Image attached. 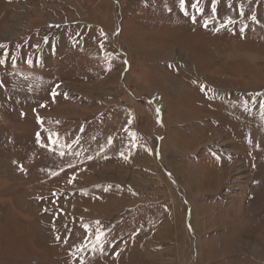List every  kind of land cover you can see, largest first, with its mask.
<instances>
[{
  "label": "rangeland",
  "instance_id": "rangeland-1",
  "mask_svg": "<svg viewBox=\"0 0 264 264\" xmlns=\"http://www.w3.org/2000/svg\"><path fill=\"white\" fill-rule=\"evenodd\" d=\"M0 264H264V0H0Z\"/></svg>",
  "mask_w": 264,
  "mask_h": 264
},
{
  "label": "snow or ice",
  "instance_id": "snow-or-ice-1",
  "mask_svg": "<svg viewBox=\"0 0 264 264\" xmlns=\"http://www.w3.org/2000/svg\"><path fill=\"white\" fill-rule=\"evenodd\" d=\"M181 3L183 4V0H181ZM193 6H195V5H193Z\"/></svg>",
  "mask_w": 264,
  "mask_h": 264
},
{
  "label": "bare ground",
  "instance_id": "bare-ground-1",
  "mask_svg": "<svg viewBox=\"0 0 264 264\" xmlns=\"http://www.w3.org/2000/svg\"><path fill=\"white\" fill-rule=\"evenodd\" d=\"M4 31H6V29H4ZM8 33V32H7Z\"/></svg>",
  "mask_w": 264,
  "mask_h": 264
}]
</instances>
